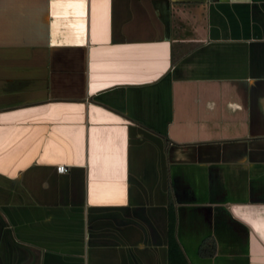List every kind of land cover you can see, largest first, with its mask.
<instances>
[{"label": "crops", "instance_id": "obj_1", "mask_svg": "<svg viewBox=\"0 0 264 264\" xmlns=\"http://www.w3.org/2000/svg\"><path fill=\"white\" fill-rule=\"evenodd\" d=\"M0 264H264V0H0Z\"/></svg>", "mask_w": 264, "mask_h": 264}, {"label": "built area", "instance_id": "obj_2", "mask_svg": "<svg viewBox=\"0 0 264 264\" xmlns=\"http://www.w3.org/2000/svg\"><path fill=\"white\" fill-rule=\"evenodd\" d=\"M57 168L60 169V170H63L66 168V163L64 162H58L57 163Z\"/></svg>", "mask_w": 264, "mask_h": 264}]
</instances>
